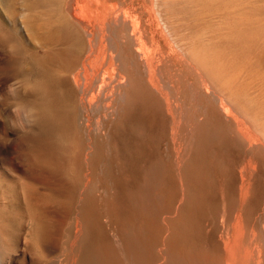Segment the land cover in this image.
I'll return each mask as SVG.
<instances>
[{"label": "bare ground", "instance_id": "obj_1", "mask_svg": "<svg viewBox=\"0 0 264 264\" xmlns=\"http://www.w3.org/2000/svg\"><path fill=\"white\" fill-rule=\"evenodd\" d=\"M41 1L45 2L0 0V30L5 31L2 7L6 5L19 14L18 20H11L15 30L44 49L40 59L11 79L34 88L16 95L38 111L36 125L28 129L31 138L45 134L52 141L51 150L28 154L19 169L23 206L17 220L11 211L0 213V264H264V100L249 94L255 83L240 86L242 81L237 83L235 75L229 76V83H219L212 72L235 67L236 61L219 54L259 50L263 40L259 20L254 16L248 21L241 15L245 27L206 26L198 36L200 19L193 25L180 24L187 10L201 7L197 0H153L159 18L149 28L136 12L134 0L123 6L104 0L103 15L97 20L81 7L71 12L68 0L46 2L44 10ZM4 46L10 49L4 60L14 62L20 43L12 40ZM1 63L2 57V89L7 80ZM36 65L42 66V76L33 81ZM193 74L198 81L191 82ZM184 84L190 86L194 106L202 96L210 101L207 109L212 100H219L220 122L197 120L182 97ZM243 89L252 114H241L246 106L237 99ZM135 90L150 93L156 106L165 105L171 131L165 142L175 154L182 193L203 194L205 213L160 203L157 190L167 188L163 158L158 154L161 163L146 165L141 147L146 139L144 120L135 122L125 112ZM125 123L129 132L120 127ZM61 134L76 141L75 150L56 147L66 139ZM126 139L139 146L132 149ZM105 143L120 156L117 161L105 156ZM224 146L234 151L231 160L221 157L222 168L215 170L213 179L206 177L204 151ZM197 148L198 157L193 154ZM122 154L131 162L123 161ZM139 160L144 164L139 165ZM206 221L211 225L208 236L200 231ZM63 237L65 243H60Z\"/></svg>", "mask_w": 264, "mask_h": 264}, {"label": "rangeland", "instance_id": "obj_2", "mask_svg": "<svg viewBox=\"0 0 264 264\" xmlns=\"http://www.w3.org/2000/svg\"><path fill=\"white\" fill-rule=\"evenodd\" d=\"M44 1L45 2L41 1V3H42L41 9H43V10L46 9L47 5H49L46 2H50L53 0H44ZM68 1H69V5L70 6L72 5L69 8L71 12H72L74 7H77V8L81 7L83 9H85L87 15L90 14L91 18L93 16V19H94L95 16H98V17H96L95 20H97L100 15L101 16L103 15V9H105L104 0H102L103 1V4L101 3L102 5L100 4L101 0H99V1L96 0L98 3H96L95 0H93V1H91V0H89V1L88 0H77V1L76 0H68ZM207 1L208 0H197V2L201 5V7L198 10H197V8H195V10L193 12L190 10H187L188 16L185 14L180 15L182 17H183V15L186 16V18H182V21H180V24L182 26L191 25V24L193 25L196 19L201 20V22L203 23V26H201V28L197 30L198 36L200 34H202V32H204V28H206V26H211L215 30H217V28L220 25L223 26L226 23H228V26L234 30L239 27V24H241L242 27H245L244 21L243 20L240 21V19H239V17L241 15H243V18L247 19L248 21L251 20L254 16H255V18H257L259 20L260 26H261L260 29L262 32L261 35L263 37L262 43L259 46V50L257 52H254V53H244V54H240V55H236L233 53L223 54V55L219 54L220 58H227V60H229V62L236 61L235 67L232 69H231V67H228V68H225L224 70H214L212 72L214 73L215 79L219 83H227L228 80H229V82H230V80L232 81V78H229V76L233 77L234 75L237 76V81H236L237 83L241 84V81H242V85H240V86L245 85V82H246V84H247V82L248 83L249 82L255 83L253 88L250 90L249 94L256 96L257 99L264 100V93H263L264 92V64H263L264 63L263 62V59H264V54H263L264 53V0H214V1H212V3L211 2L208 3ZM93 2H95V3L93 4ZM108 2H109V0H108ZM114 2L116 3L117 6H123V5H125V3L129 2V0H125V1L124 0H119V1L118 0H110V4H114ZM148 2H149V4L151 3V5L146 4ZM72 3H76L77 5L74 4V6H73ZM241 3L243 4V6ZM133 4L137 5L136 6L137 7L136 12L139 13L140 16L142 17L143 24L148 28L153 27V25L155 26V24L157 23V18H159V16L156 17V15H158V14L155 11H153V0H152V2H151V0H144V1L143 0H139V1L134 0ZM93 5H94V7H92ZM139 5H141V6L139 7ZM85 6H86V8H85ZM97 8H99V9H97ZM141 8H142V10H141ZM143 8H144V10H143ZM244 8H246V9L244 10ZM2 9H3L2 15L4 16V26H5L4 30L5 31H2V28L0 30V44H1L0 48L1 49H3V47L5 48L6 46H4V45H9L12 40H14V41L16 40L17 42H19L20 48H21V52H20L21 54L19 53L16 55L17 59L14 62L13 61L10 62L9 60H4L5 59L4 56L10 55L9 54L10 49L8 46H7L8 49L6 47L5 51L2 50L3 52L2 51H1L2 53L0 52L1 53L0 57H2L1 66L4 67V69H5L4 70L5 73L3 72V75H4L3 77H5L7 80V83L4 86H2L3 90L0 88V117H4L5 119H10V117L8 116L10 114V108H8V109H6V108L9 107L14 102L12 97L7 93L8 85L13 82V80L11 78L14 76V73L16 74L17 72H20V71L27 69L31 64L34 63V61H36L38 58L40 59V57L43 55L44 49L41 47H38V48L34 47L32 44L28 43V41L24 38V36L20 32L18 33L15 30V28H14L15 25L13 24V22L11 20L13 18L18 20L19 14L17 15L15 12L11 11L10 8L7 7L6 5H5V7H2ZM139 9L141 12L138 11ZM148 11H150V12L148 13ZM88 12H90V13H88ZM91 13H93V14L91 15ZM94 13H95V15H94ZM96 14H98V15H96ZM144 16H145V18H144ZM88 18L89 17L86 16V18H85L86 23H88V21H87ZM150 22H152V24ZM2 34H4V38H3ZM262 57H263V59H262ZM244 64L248 65V66L246 67ZM241 66H242V68H241ZM41 67H42L41 65H38V66L36 65V68H38V69L32 70L31 80L35 81V80H39L41 78V76H42V72H41L42 68ZM242 69H243V72H242V74H240L239 71L241 72ZM193 75H194V77L193 76L192 77L194 79H191L192 77H190L191 82L198 81V79L197 80L195 79V77H197V75L196 74H193ZM248 75H251V76H248ZM145 77L148 78V74L147 75L145 74ZM252 80H255V81H252ZM188 85H186V84L183 85V87H185L186 89L183 90L182 97L184 96L183 99L186 101L187 105L188 106L190 105L189 107H191V109H194L195 112H193V113L195 114L197 120H199V121L204 120V121L211 123V124H217L218 122H220V117L222 116V112L220 110L219 100H212L213 102L212 101L211 102H212L214 107L212 106L213 107V108L211 107L212 109L211 108L207 109L206 106L208 105L209 99L202 96L203 99H201L200 102L197 101L195 106H194L195 102L193 103L192 102L193 100H191V98L189 96L190 93L188 92V89L190 86H188ZM6 95H7V97H6ZM252 95H250L251 98H253ZM244 97L248 98V94H247L246 90L242 91V97H239V99H237V102H239L240 106H246V107L241 109V114H245V115L246 114H252V112H254V109L252 110L251 107L247 108V103H245L246 99H244ZM1 99L2 100L4 99L3 102L1 101ZM190 100H191L192 105L189 104ZM164 106L165 105L159 106V107L156 106V104L153 101L152 95H150V93L143 94L142 92L135 90L133 92L132 98L126 104L127 110H125V112H126V114H129V116L132 119H135L134 120L135 122L140 121L141 118L144 120L145 129H146V139H145V146H141V147L142 148L144 147L143 152L145 153V157H146L145 161H147V162H145L146 165H148L149 163H153L154 161H159V163H161L163 161L161 163L162 164L161 167L163 168V175H164V178L166 179V182H167L166 183V186H167L166 190L167 191L166 190L162 191V189L157 190L159 192V194L157 192V196L160 199V203H162V205L168 204V205L172 206L174 209H176L177 205L179 204V205H181V207H186V210H188L190 208L195 212L200 211L202 213H205L206 204L204 202L203 194H201L200 192H196V193L192 192L191 195H187V194L182 193L179 178H178V175H176L177 169H176L175 158H174L175 154L172 151L171 147H169V144L167 143L171 138V133H170L171 131H170V124L166 123V121H165L166 117H167V113H166V109ZM193 106L197 107V109L193 108ZM239 117L242 119H245L241 115ZM200 118H201V120H200ZM127 126L128 125L126 123L120 124L121 128H123L126 132H129L127 129ZM149 127H150V129H149ZM129 128H130V126H129ZM234 128H236L235 130H238V126L236 125V123H235ZM25 133H26V135H25ZM23 135H25V136H23ZM62 135H65L64 138H66L67 140L66 139H64V140L66 141V143L70 142L69 144H66L65 141L63 143H62V141L59 142L60 140H63ZM31 137L32 136L29 133L28 129H26L23 133H21L19 129L14 130L9 124L5 123L4 120L0 119V213L5 211L9 214V212L11 211L12 215H14L13 219H16L15 217H18L16 215H18V213H19V208H21L23 206V204H22L23 200L21 199L23 193H22L21 188H20V185H21L20 181L21 180H19V175H20L19 169L23 168L24 162H25L24 160H25L26 156L28 154H35V153L40 152V151L48 150L49 148L51 150V144L52 143H50V142H52V141L48 140V137H46L47 138L46 139L45 134L43 136H36L34 138H31ZM61 137L62 138L60 140H58V142L61 145L59 144V146H56V147H58V148L60 147L62 149L70 147V148H72V151L75 150V146H76L75 140H71L70 138H67L68 136H66V134H61ZM23 138H24V140H23ZM161 138H162V141L159 142V140ZM31 139H33V140H31ZM22 140L24 142H22ZM55 141L57 142V140H55ZM165 141H167V142H165ZM24 143L27 144L26 148L24 147L25 146ZM49 143H50V147L48 145ZM125 143H128L129 146L133 145V146H131L132 149L135 145L139 146V143L135 140H133V142H132V139H126ZM146 143H148L147 146H146ZM29 144H30V146H28ZM107 146H108L107 143H105L103 146L104 150H105V156L107 158L114 156L115 160L117 161L118 157H120V156L116 157L115 155H113L114 151H113V153H111L108 150L109 148ZM163 146L165 148H162ZM146 147H148L149 149H147ZM20 150H22V151H20ZM159 151H160V153H158ZM198 151H199V148L195 149L193 152V154H195L196 157H198ZM236 152L238 153L240 151L236 150ZM164 153L166 154V156H164ZM232 153H234V151L229 149L228 146H224V147H220V148H211V147L207 148L204 151V153H203L204 155L201 159L203 164L205 165L204 171H206V173H207V174H205L206 177H210L213 179V177L215 175V170L219 171L218 169L220 167L222 168V165H221L222 163L219 161V160H221V157H222V159L224 158L229 162L232 158ZM71 154H74V152H71ZM147 154H149V155L147 156ZM158 154H160L159 156L161 158H163V160H161V158H159V159L156 158V156L158 157ZM169 155L171 157H169ZM132 156L134 157V155H132ZM121 159H123V161H125V162H129V161L131 162L132 158H130V156H128L127 154H125V157H124V154H122ZM143 159H144V156H143ZM160 160H161V162H160ZM141 161L142 162H140V160H139V165L144 164L143 163L144 161L143 160H141ZM15 163H17V165ZM19 163H21L20 166H18ZM173 166L175 167V170H174ZM214 167H215V169H214ZM14 170H16V172H17V174L15 173L16 176L14 174ZM40 170H43V173H44L43 175H46V176L49 175L47 169H40ZM35 171H36L35 174L39 173L38 169H36ZM13 174H14V177H12ZM194 174H195L194 171H192L191 176L194 177ZM18 185H19V187H18ZM19 188H20V190H19ZM160 195L162 197L164 196V198L162 199L161 197H159ZM183 196H184V198H183ZM179 202H181V204ZM179 205L177 207L178 209H180ZM209 224H210V222L206 221V222H203L200 226V228H201L200 231L205 236H208V234H209V232L206 231L208 228L209 229L211 228V225H209ZM194 226L197 227V225H194ZM63 239H64V237L61 238L60 243H61V241L63 243H65V241ZM53 257L51 256V260L53 259ZM54 259H55V257H54ZM48 260L50 261V258H48ZM49 261H48V263L51 262V264H53V261H50V262Z\"/></svg>", "mask_w": 264, "mask_h": 264}, {"label": "clouds", "instance_id": "obj_3", "mask_svg": "<svg viewBox=\"0 0 264 264\" xmlns=\"http://www.w3.org/2000/svg\"><path fill=\"white\" fill-rule=\"evenodd\" d=\"M19 85V88L17 87ZM23 90L25 94L29 91H34L31 84H20L19 81H13L7 87V93L13 97L14 102L7 107L10 108V114L8 115L10 119H5V123L9 124L14 130L19 129L23 133L26 129L33 128L38 121V111L35 107L19 101L16 99L17 92Z\"/></svg>", "mask_w": 264, "mask_h": 264}]
</instances>
